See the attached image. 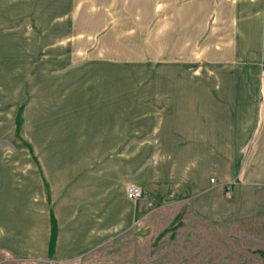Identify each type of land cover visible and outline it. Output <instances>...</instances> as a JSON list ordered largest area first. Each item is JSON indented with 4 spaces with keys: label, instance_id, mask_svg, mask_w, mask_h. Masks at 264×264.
Returning <instances> with one entry per match:
<instances>
[{
    "label": "crops",
    "instance_id": "crops-1",
    "mask_svg": "<svg viewBox=\"0 0 264 264\" xmlns=\"http://www.w3.org/2000/svg\"><path fill=\"white\" fill-rule=\"evenodd\" d=\"M101 2L96 11H131L128 0ZM156 5L154 60L177 68L153 69L147 84L80 87L89 129L78 148L43 150L47 189L22 192L0 174V253L67 262L104 239L144 234L167 208L180 260L264 264V0ZM128 186L143 198L127 201Z\"/></svg>",
    "mask_w": 264,
    "mask_h": 264
},
{
    "label": "rangeland",
    "instance_id": "rangeland-1",
    "mask_svg": "<svg viewBox=\"0 0 264 264\" xmlns=\"http://www.w3.org/2000/svg\"><path fill=\"white\" fill-rule=\"evenodd\" d=\"M128 1L126 7L131 11L107 14L96 11L93 0H0L3 183L11 175L14 186L22 192H26L24 185L40 188L41 181L47 189L41 166L51 158L43 150L78 148L81 136L89 129V124H81L91 112L89 104L75 102L83 88L147 84L153 69L177 68L175 61L154 60L153 9L159 0ZM161 1L165 4L169 0ZM194 7L201 15L202 6L195 3ZM185 18V9L178 20L174 17L180 35ZM167 29L162 37L169 40ZM97 34L103 36L97 38ZM114 131L122 132L123 126L115 125ZM6 190L8 186H3L1 193ZM171 211L163 208L161 215L151 216L144 234L131 231L104 239L90 252L67 262L0 253V264H195L179 259L174 246L177 239L170 236L167 226ZM17 244L23 246L24 239L19 237Z\"/></svg>",
    "mask_w": 264,
    "mask_h": 264
},
{
    "label": "built area",
    "instance_id": "built-area-1",
    "mask_svg": "<svg viewBox=\"0 0 264 264\" xmlns=\"http://www.w3.org/2000/svg\"><path fill=\"white\" fill-rule=\"evenodd\" d=\"M259 75H260V81L264 85V64L261 66ZM209 181L210 183H213V179H210ZM124 197L127 201L134 203V202H137L138 200H141L143 198V194L138 187L128 186L125 189Z\"/></svg>",
    "mask_w": 264,
    "mask_h": 264
}]
</instances>
